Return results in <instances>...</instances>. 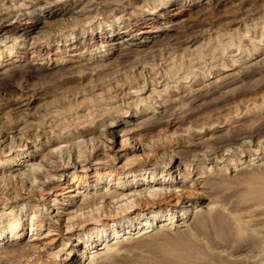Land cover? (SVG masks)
Wrapping results in <instances>:
<instances>
[{
  "label": "rangeland",
  "instance_id": "374dc122",
  "mask_svg": "<svg viewBox=\"0 0 264 264\" xmlns=\"http://www.w3.org/2000/svg\"><path fill=\"white\" fill-rule=\"evenodd\" d=\"M50 1L55 4V6H53L51 9H48V6L50 5L46 3V0H0V22H2V24L0 23V45H4L2 52H0V59L3 55H5V53L8 55H13L12 59H8L7 61L6 58L8 56L4 57V60L0 62V71L3 68L10 66V64L7 63L12 61L13 63L15 62L18 64L28 63L31 66H38L40 63V65H46L50 67V63L52 62V60L56 59V57L59 55L64 56L65 58H70L72 60L62 63L58 62L55 67H70L68 66V64L78 65L80 62V64L85 65L91 64L90 67L92 66V68H97V66L94 65L99 66L100 62L105 63L110 61V63H113V66L111 65L112 67H114V64H119L118 66L115 65L116 67H118V69L115 67L117 70L115 68H112L115 70V72H112L113 70H107L108 74L110 73L109 71H111L113 74L115 73V75H113L112 73L111 75L109 74V77H111L113 80L111 78V80L108 81L100 80L102 82L98 84V88L89 87L92 85H90V83H94L98 75L99 76L97 80L101 78L105 79L106 77H108H105V75L102 73H105L106 69H104V71L102 70V72L100 71L101 73L98 72V75H96L97 73H94L96 76H94L93 73L83 76L81 73L77 72V74L79 75L72 76L71 79H69L70 81H64V78H60L59 76H57V78L60 79L55 78L49 80L46 83H43L46 84V86L48 83V87H50L51 89L47 88L46 86L45 88H43L44 86H42L37 93V90L34 89L29 91L30 94L34 92L35 97L32 96L33 94L29 95L28 92H22L20 87H23L24 85L21 86L18 83H14L11 79L3 80L4 83H1L0 128H3V126L5 127L7 125L10 129L6 132H0L1 160L4 161V158H10H8L7 164L2 165L0 163V178H3L2 183L12 175V179L14 175V178H16V175H18L17 173H20V171H23V169H28L31 175L32 171L34 169H38V167L40 166L37 171L40 170L39 172L42 173V176L33 179L32 176L26 175V173L29 172L25 171V175L23 174L22 176H29L26 178L28 179L31 177L32 180H27L25 185V187H27V190L23 188L21 189V191H19L22 198H13L11 196L15 193H12L10 198L0 201V225L4 224L5 226L8 224V222L19 218V220H22V226L23 224H26V226L22 228L23 233L21 235L22 237L19 240L21 241V245L27 246L26 243L28 240V243H34L35 246H38L40 248V255H50L51 253L49 252H53L54 250L57 251V249L60 250L64 247V249H66L67 247H72L74 244H76V250L82 249L83 244H77V239L82 240L89 238L91 240L100 237L98 240H96V243H101L103 239H105L106 241L107 239H111V237L114 235L113 232H116L114 230H117L118 226L119 230L122 226H125L130 222L127 214L122 215L124 217H122L121 219H116V222L114 221L113 224L108 225H105V222L101 223L100 221L89 223L86 225V227L77 226L76 228H66V225L71 223L70 221H72V218H75V216H72L75 213H81L82 215V211L80 210L75 212V206L77 207V204H80V200H82V198L88 196L89 194L104 191V189L107 190L110 186L112 187L116 184L113 183V181L115 180L112 179L109 181V178L120 177V180L132 182L135 178L141 176L144 171H146V174L148 171H151V169H145L133 172L132 174L131 172L128 173L127 170L137 163L135 160L143 161L144 158H146L145 160H150V163L156 164L158 167H156V169L154 170H156V172L158 171V176L160 175L159 172H161L162 167L169 168L171 164L174 165V168L172 167L170 171V173L175 176L173 177V183L175 184V181H183L182 185H185L186 183V185L189 186H186L185 189H189L192 191L185 193L178 200H181L182 204L184 202H196L198 206L207 205L209 200L211 201L212 199V196L210 195H213V193L207 191V193L204 191L206 193L205 195L199 193L205 190L200 186L201 182L203 181L201 175L202 177L205 175H212V177H214V179H216V182L218 183L219 191H217L219 193L221 192V197L224 198H222L221 200L223 202H228L227 200H232L230 198L236 193V191L244 188H241L244 184L235 185L236 182H234V180L236 181V176H239V174V177L247 176L246 174H249L248 172H250L251 169L257 166V164L259 167H263L264 152L262 151H264V53L251 59H249L248 55L245 53L248 52L250 46H263L264 0H214L215 2L212 0H79L77 2H75V0ZM233 1H235L236 3ZM232 2L233 4H231ZM209 4L212 5L210 6ZM213 4L216 8L213 6ZM150 12H152V14H149ZM2 13L4 14V16ZM6 13L10 14L11 17L6 18ZM24 13H30L31 17L38 15V17H40V21L37 22L34 26H31L32 24L31 22H29L31 19L25 17ZM47 13L48 16L44 17ZM18 15L22 16L23 18L20 22L15 20ZM147 16L153 18L147 20L145 19V17ZM79 18H82V20L85 22H83ZM76 19L78 22L75 21ZM70 20H72V23ZM66 22H69V24L71 25H69L70 27H78V31H73L72 34L68 35L70 39H68V37H66V39H63L62 36V39L61 37H58L57 40L50 41L49 43H46L42 40L45 38L44 34L48 35V33H55V29L56 32H58L57 29L63 25H66ZM74 22L75 25H73ZM79 23H82L83 25H80ZM11 28L12 30H10ZM21 28H23V30H21ZM113 29H115L114 32ZM191 29H195V31H197L194 32L195 41L193 40V43L182 41V43L178 45L180 42H178L177 40H180L181 38L183 39V36H181L180 33L182 34L183 31H188L190 33ZM247 29L249 30L245 32V35L247 34L246 37H241L242 39L239 38V34L243 31H246ZM23 31H26V39H24L22 43L19 44L18 50L13 51V49L10 48L18 41V39H20V37H18L17 40H12V36H7L10 34H12L13 36H18ZM193 31L194 30H192L191 33ZM224 32L226 34L220 35ZM194 33L192 34L194 35ZM173 34L174 36H172ZM106 35L108 37V41L102 42V37H106ZM113 35L114 39L118 41L126 39L124 40V48H122V50L115 49L117 44L112 42ZM152 35L156 36L152 37ZM227 35H229L230 37ZM176 36H179V38H176L177 43L173 42L172 44H170V42H172L173 40L172 38ZM167 37L171 39L169 40L170 42L166 41L168 40L166 39ZM159 38L164 39H160V42L158 40ZM229 38L232 40V44L226 43V41H230ZM157 40L161 44H163L162 47H160L161 45L160 43L158 44ZM32 41H34V43H32ZM152 41L156 42L157 46L155 45L156 43H152ZM163 41L165 43L167 42V44H165ZM62 42L64 44L61 45ZM168 43L169 45H171L170 48L169 46H167ZM174 43L179 47L173 49L176 46ZM238 43L240 45L238 46L242 47L239 48L238 51L233 50V48L235 49V47H237L235 45ZM173 44L174 46H172ZM110 45L112 46V48H110L109 50L110 53L106 54V51H103V49L111 47ZM151 46H155L156 50L158 51L154 49L155 47L151 49ZM125 47H127V49L133 48L132 50H138L139 52H141V55H137L138 57H130V61L127 59L125 60L124 58H122L123 56H121L122 53H120L121 51L126 49ZM61 49L64 52H62ZM147 49H150L152 52L150 50V52L147 51ZM17 51H24V54H20L19 52L17 53ZM145 51H147V54L145 53ZM220 52L223 53V56L222 53L220 54ZM102 54H104V56ZM237 57L240 58V61L238 62L241 63V66L237 65L234 67L233 65L229 66L228 64H226L228 65L226 66V70L220 71L218 74V70L213 69L209 76L200 77L198 78L199 80L194 79V77L192 76L193 73L197 75L196 77L202 76L199 71H207L206 69H208V65L210 64H213L215 68L220 66L215 65L217 62L220 63L224 60L227 61L228 58L231 59ZM120 59L125 60L126 63L124 64L125 61H119ZM218 59H220L221 61ZM120 62L124 65L122 64L121 66ZM154 62L156 63L154 64ZM170 64H173V66H171ZM152 65L154 68L152 67ZM167 68L170 71H168ZM36 71H38L37 73L39 74L42 70ZM132 71H139V73L135 76L133 75V77L131 75L133 74ZM159 71H162V74L166 72H169L168 74H171V72L179 71L175 73V77H177V75L178 77H183V74L190 72V76L187 79L180 80L181 82H183L186 88L183 87L185 89H177L176 86H172L169 88L167 85H175L177 81L174 80V84H171V79L169 77H167V79L165 77L167 75L165 74V76H161L160 79L158 77H154V74L155 76L161 74ZM100 74L103 77H101ZM88 75H91V77L89 76V78ZM79 76H81L82 79ZM143 77L145 78L144 82L141 80V78ZM192 77L196 81H193ZM88 78L90 80H93L90 81ZM154 79H157L158 81L155 82ZM35 80L36 79L32 78L30 80H27L26 82L32 84ZM55 80H57L58 83L57 81L55 82ZM60 81L62 85H66H63V87L65 88H62ZM109 81L114 82V84L116 83V85H114L115 87H110V85L108 86L106 83ZM117 82L120 84L122 83V85H117ZM34 84L30 86H34ZM129 84L133 86L132 88L127 89L128 86H130ZM142 84H145L146 86L143 90L142 88L144 85ZM36 86H39L37 84V80ZM67 86L69 88H67ZM100 87L102 89H100ZM190 87L194 89L190 90ZM85 88L87 89L86 94H80V92H78L83 91V89ZM130 89L132 91H130ZM134 89L136 90V92L133 91ZM174 89L175 92L176 89L178 90L174 98L179 96H188L191 94L201 93L209 90L208 92L210 93L209 95H207L208 99H215L213 97H217L216 99H220L226 104L222 115L220 114L219 117L217 116L218 118H214L213 123H217L216 121L222 120L227 116V118H231H229L226 122H221L220 124L222 126L220 127L215 126L214 129H209L204 132H197L200 130V128H198V126H192L191 123H188L186 118H184V113L182 114L184 109L189 106V102H178L179 104L176 105L175 103L171 102V100H167L170 97V91ZM43 92L45 93V97H43ZM114 92L117 93L115 94ZM22 93H24V96L21 95ZM18 99L21 100L19 101V103L15 104L14 102H16ZM154 101H156V103ZM94 102L96 103L97 107ZM127 104H129L131 107ZM170 105L173 106L171 107ZM167 106L169 107V109L172 108L171 110L175 108L173 110V113L171 110L169 111ZM85 107L87 109H84ZM93 107L94 109H97L92 110ZM154 108L156 110H154ZM54 109H57L58 111H55ZM140 109L141 112H138ZM87 110H92L94 116L90 111ZM116 110L118 111L115 112ZM167 110L168 113L166 112ZM120 111H122V113ZM118 112H120V116ZM170 112L172 113L171 115L174 114L173 116H176L178 118V121H176L175 123H168V119L170 118V116H168V118L167 115H170ZM90 113L92 114L91 116L89 115ZM110 113L112 115L114 113L115 116L118 115V118H120L121 120L126 121L130 119V122H120L116 126L114 123H112V126L110 128H113L114 132H108L106 135L107 137L104 134L102 135V132L100 133L99 131L89 133L87 135H84L83 137L78 136V132H69L73 131V129L76 130L77 127H84V125L88 124L92 125L90 124L91 120L94 119V122L96 123L103 117L107 118L108 115L110 116H108L107 120L108 122H110ZM86 114L90 119L88 118V116L86 118ZM123 114L126 116H123ZM163 116L165 117L164 120ZM16 117H19L18 121ZM22 119L24 120L22 121ZM87 119H89L88 122ZM258 119L260 120V122H262L263 125L259 132L255 129L258 124L257 121H259ZM229 120L231 121V123ZM39 121H41L42 123L46 122L47 125H51L53 123V125L51 127H44V131L42 130L41 132H35L32 127L34 125L36 127V125L40 123ZM41 125L42 127L44 126V124ZM104 126L105 125H100L98 126V129H100V131H104L107 128L106 126V128ZM133 127L136 130H131ZM242 127H244V130L247 129V131H254L249 132L250 134H253V138L244 137L245 139L242 138L240 140L241 142H238L239 144L233 143V145L235 146H232L231 144L230 146L228 145L229 147L226 144V146L222 145L226 147L224 149V153L226 154L223 153L224 147L222 149L218 147L217 150H209L210 147H208V144L211 145L210 142H212L213 144V141L216 140H226L228 139L230 134L238 133L237 128L241 129ZM27 129L29 130L28 132H26ZM51 129L53 132H51ZM233 130L235 132H233ZM200 131H203V129ZM68 133H71L70 136ZM24 136H26L27 138L26 141L25 139L23 140ZM90 136H93L94 138ZM35 137L36 139H34ZM52 137L56 138L55 142L48 141L49 139H52ZM220 137H223V139ZM106 138L108 139L107 141ZM124 138L126 140L122 141V139ZM38 139L40 143L37 144L35 143V141L37 142ZM68 139L72 140V144ZM21 140L23 141L21 142ZM251 140L252 142L257 143L252 144ZM23 142L24 145L26 143L25 146H22ZM75 142H79L80 145L78 146L79 143L75 144ZM93 142L95 143V145ZM191 143H194L195 145H191ZM92 144L94 146H92ZM237 144L239 146V151L240 148L242 149V146L244 145L245 148L243 149L249 147L250 149H253H249L248 151L250 152H248L247 150L246 152L245 150L239 152L236 146ZM10 145L12 148L10 147L9 149L8 147ZM256 145L257 150L255 152L254 148H256ZM190 148H195L196 151L194 152V150L192 151ZM86 149L90 150V152L88 153V160L90 161H80L79 159L81 157L77 158V156L80 155L82 156V158H84V154L88 152V150ZM205 149L208 151H205ZM227 149L229 151H227ZM15 151L22 152L21 154L17 155V158H20V160H13V156H15L14 154L17 153ZM197 151H199L197 156H193L192 154L197 153ZM232 151H234L235 153L233 154ZM204 152L205 154L209 153L208 155H205L206 160L204 157V159L202 158V155L204 156ZM169 153L172 154V159L170 160V162L163 164V159L165 157H170ZM241 153L242 156H240ZM233 157H236L235 160H237V164H235V160H230L233 159ZM249 158L253 159L248 160ZM190 159H193V161H190V169L192 168L190 170L191 173H189V176H186V174L184 176L182 174L184 173L182 171L186 169L184 168V164H186V162L188 164V160ZM244 159H246L249 163L253 162L254 164H246V162H243ZM67 160L70 163L67 167H65V161ZM178 162L182 163H179V167ZM242 162L243 164H241ZM21 163H23V166L21 165ZM26 163L27 165L24 166V164ZM32 163L38 164V167L36 166V164L33 166ZM61 163L63 164L60 165L62 167H60L57 172L54 171V166ZM30 164H32V167H34L33 170L31 169L32 167L30 166ZM83 166H87L88 168L84 169L82 168ZM201 166L202 168H199ZM40 168L43 169L41 170ZM44 169H46V171ZM61 171H63V173H61ZM178 171H180L181 173ZM166 172L167 170L162 172V174ZM137 173H140V175L136 176ZM7 175H9V177L5 178ZM97 176L100 177L96 178ZM82 178H87V181L81 182ZM43 180L44 184L38 185L39 181L41 183ZM162 182L161 186L163 184ZM2 183L0 181V185L4 187L5 184L3 183L2 185ZM32 183H34V194L29 192L30 194L27 197V194H25L24 192H27L31 189ZM95 183H97V185H94ZM158 186L161 187L160 185H154V187ZM230 186H233V188L231 189ZM171 187L173 186H169V188ZM68 188H72L74 189V191H67ZM178 188H180V186ZM227 188L230 189L227 190ZM237 188L239 190H237ZM56 191H59L57 192L58 194H55ZM222 191H226V193L224 192V194H222ZM233 192L235 193L233 194ZM196 193L198 195L200 194L199 197ZM53 198L55 199L54 202L49 201V199ZM175 200L176 198H173L172 196L170 204L162 203L160 205V208L164 213L162 214V217H166L164 218L166 222L170 220L167 217L173 216L171 220L174 221L172 227L176 222L184 220V223H189L193 218V213L189 217L179 220H176L175 215H177V213L174 214V212H172L171 215H169L170 210L168 209L174 208L171 207V202L173 204ZM234 200L238 201H235L236 204H234V206L230 205L228 207V210H230L229 213L228 210L224 208V210L220 212L218 211V214H215L216 217L214 216V219L215 221H217V225L222 232L220 233V237H223L224 239H222L228 242L235 236L237 238V242L240 241L238 243L240 244V247L244 246V249L239 248L240 251H238L240 253L242 251V257L236 260L237 262L235 264H264V204L256 206L252 204L251 201L245 202V198H235ZM119 203L115 205H113L114 203H111V206L119 205ZM123 203L125 202L123 201ZM38 205H44V211L46 212L47 209V211L50 212V216H52V218L53 216L54 218L58 217L57 223L58 226H60V233L59 229H53L54 225H49L50 219L45 218L46 216L42 220V224L37 231L30 230L29 221L32 220L31 212L34 211L37 208L36 206ZM98 205L99 203L94 206L97 207ZM100 205L98 207H100ZM189 208L190 207H188V209ZM202 208L204 209V207ZM90 209L91 208L87 210ZM157 209L158 208L145 209L141 211V213L138 215V218L141 219L146 217L153 220L152 215L157 212ZM175 209H179V207H176ZM93 211H96V209H94ZM97 211H99V209ZM86 214L87 213H84V215ZM236 218H238L239 220ZM139 219L135 217L133 218V221H138ZM153 223L155 225V220ZM158 223L159 222H156V224ZM171 223L169 224V226L171 225ZM186 227L178 226L176 227V229L178 228L180 230H184L186 229ZM35 232H37V235H31V233ZM6 233L8 236L7 238H5L4 236L6 235ZM119 233H122V231L120 230ZM236 233H239L240 235L238 234L237 237L235 235ZM10 234L11 232L8 233L4 231V234H2L1 237H4V240L8 239V242H10ZM177 235L170 232V234L168 233V235H166L165 239L167 241H174L179 238V236L177 238ZM191 237L192 238H190V240H194L193 237L195 236L193 235ZM186 238L187 236H185V239ZM188 240L189 239H187V241ZM190 240L188 242L194 243V241ZM2 241L3 240H0V243ZM64 242H67V244L64 245ZM98 246H103V243ZM150 246L148 245L147 247ZM250 249L252 250L250 251ZM104 250L105 249L101 248L98 251L103 252ZM245 250L247 251V253ZM59 254L60 255H58L54 260L50 257L44 256L48 261L43 260V262H38L36 264H68L71 261L75 262V260L77 262L75 256L71 258V254L66 258H70L68 262L66 261V259L63 260V256H65V253L60 252ZM1 256L3 258V254ZM126 257H123L122 259L118 258L120 260L115 259L117 261H114V263H131L135 262V260H142L139 259V254H133ZM216 257L207 260L206 264H231L230 261L232 260L228 259L224 255H220L217 258ZM2 258H0V262H8L9 264H34L31 262V259H33L32 257H30V260L27 261L23 260V257L22 259H20V257L16 258L17 261L13 257L12 258L14 260L12 258ZM28 258L26 257L25 259ZM77 263L87 264V260L85 261V257H82L80 260H78Z\"/></svg>",
  "mask_w": 264,
  "mask_h": 264
},
{
  "label": "bare ground",
  "instance_id": "6f19581e",
  "mask_svg": "<svg viewBox=\"0 0 264 264\" xmlns=\"http://www.w3.org/2000/svg\"><path fill=\"white\" fill-rule=\"evenodd\" d=\"M77 1H79V0H75V2H77ZM212 1H214V0H212ZM215 2V1H214ZM230 2V1H229ZM233 2H235V1H233ZM233 2L231 3V4H233ZM46 3H48L50 6H48V9H51L53 6H55V4L54 3H52L50 0H46ZM211 3V2H210ZM236 3V2H235ZM234 3V4H235ZM47 4V5H48ZM52 4H54V5H52ZM46 5V6H47ZM210 5V4H209ZM212 5V4H211ZM210 5V6H211ZM216 5V4H215ZM213 6H214V4H213ZM213 6H212V8H213ZM215 7V6H214ZM216 8V7H215ZM112 10V9H111ZM127 11V10H126ZM101 12V11H100ZM1 13V12H0ZM5 13V12H4ZM3 14V13H2ZM25 14V17H28L29 19H31L29 22H31V26H34L37 22H39L40 21V17H38V15L37 16H33V17H31V15H30V13H24ZM149 14H152V12H150ZM2 16V15H1ZM3 16H4V14H3ZM48 16V13L44 16V17H47ZM5 17L6 18H10L11 16H10V14H7L6 13V15H5ZM5 17H3V18H5ZM126 18H128V17H126ZM151 18H153V17H149V16H147V17H145V19H147V20H149V19H151ZM2 19V18H1ZM23 18H22V16H17L16 17V19L15 20H17L18 22H20L21 20H22ZM66 19V18H65ZM80 19V18H79ZM78 19V20H79ZM80 20H82V18L80 19ZM79 20V21H80ZM2 21V20H1ZM67 21H68V19H67ZM71 21V23H72V20H70ZM75 21H77V19L75 20ZM83 21V20H82ZM98 21V20H97ZM43 22V21H42ZM78 22V21H77ZM83 22H85V21H83ZM1 24H2V22H0ZM41 23V22H40ZM87 23V22H86ZM85 23V24H86ZM98 23V22H97ZM66 25H63V26H61L60 28H58L57 29V31L58 32H56V29H55V33H48V35L47 34H44L45 35V38L44 39H42L44 42H46V43H49L50 41H54V40H57V38L58 37H61V39H62V36H63V39H66V37H68V35H70V34H72V32L73 31H78V27L77 28H74V26L73 27H70L71 25L69 24V22L67 23H65ZM80 24V23H79ZM100 24V23H99ZM70 25V26H69ZM73 25H75V22L73 23ZM80 25H83L82 23L80 24ZM88 25V24H87ZM6 26V25H5ZM67 26H68V29H67ZM14 27V26H13ZM12 27V28H13ZM69 27H70V29H69ZM76 27V26H75ZM12 28L10 29V30H12ZM90 28V27H89ZM21 30H23V28H21ZM114 30L115 29H113V32H114ZM192 30H194L192 33H194V32H197V31H195V29H191V31ZM249 29H247L246 31H243L242 33H240L239 34V38H241V37H246V35H245V32H247ZM191 31H190V33L187 31V32H185V31H183V33L181 34L180 33V35L181 36H183V39L181 40H177L178 42H180L178 45H180L181 43H182V41H186V42H194L195 40H194V38H195V33H194V35L191 33ZM181 32V31H180ZM185 32V33H184ZM226 32V31H225ZM222 33V34H220V35H223V34H226V33ZM239 33V32H238ZM175 34H177V33H175ZM179 35V34H178ZM184 35H185V37H184ZM197 35V34H196ZM9 36H12V40H17V38L18 37H20V39H18V41L15 43V44H13V46L10 48V49H13V51H15V50H18V46H19V44L20 43H22V41L24 40V39H26V36H27V34H26V31H23L20 35H12V34H10V35H8L7 37H9ZM154 36H156V35H152V37H154ZM172 36H174V34L172 35ZM227 36H229V35H227ZM43 37V36H42ZM75 37V36H74ZM151 37V38H152ZM170 37V36H169ZM169 37H167L166 39H168V40H166V41H169V40H171V39H169ZM230 37V36H229ZM249 37V36H248ZM171 38V37H170ZM175 38V39H174ZM174 38H172L173 40H172V42H170V44H172L173 42H176V38H179V36L177 37H174ZM68 39H70V37H68ZM154 39H156V38H154ZM153 39V40H154ZM160 39H162V38H159L158 40L160 41ZM164 39V38H163ZM162 39V40H163ZM230 39V38H229ZM228 39V40H229ZM242 39V38H241ZM124 40H126V39H122V41L120 40V41H118V40H115L114 39V35H113V40H112V42L113 43H115V44H117V46L115 47V49L116 50H122V48H124L123 47V44H124ZM157 40V41H158ZM194 40V41H193ZM240 40V39H239ZM101 41L102 42H106V41H108V37H107V35H106V37H102V39H101ZM156 41V40H155ZM158 41V44L161 42H159ZM232 40L230 39V41H226V43L227 44H229V43H231L232 44V42H231ZM40 42V41H39ZM139 42V41H138ZM154 41H152V43H153ZM164 42V41H163ZM239 42V41H238ZM32 43H34V41H32ZM154 43H156V42H154ZM165 43V42H164ZM177 43V42H176ZM225 43V42H224ZM223 43V44H224ZM225 43V44H226ZM62 44H64L63 42L61 43V45ZM165 44H167V42L165 43ZM175 44V43H174ZM174 44L172 45V46H174ZM226 44V45H227ZM263 44V46H261V47H258V46H256V45H253V46H250V48L248 49V52L247 53H245V51H244V53L245 54H247L248 55V58L249 59H251V58H255L256 56H259V55H261V54H263L264 53V43H262ZM105 45V44H104ZM154 45V44H153ZM156 46H157V43L155 44ZM161 45V46H160ZM160 47H162V45L163 44H161L160 43ZM176 46H175V48H173V47H171V48H173V49H176V47H179L177 44H175ZM239 45V43L238 44H236L235 46H237V47H235V49L233 48V50H237L238 51V49L239 48H241V47H239L238 46ZM1 46V49H0V52H2V50H3V47H4V45H0ZM111 46V45H110ZM167 46H169V48H170V46L171 45H169V43H168V45ZM167 46H166V49H167ZM228 46V45H227ZM155 47V46H154ZM153 46H151V49L152 48H154ZM165 47V46H164ZM110 48H112V46L111 47H107L106 49H103V51H106V54L107 53H110ZM126 49H124L123 51H121L120 53H122V55L121 56H123L122 58H124L125 60L127 59V60H129V58L131 57H138V56H140L141 55V52H139L138 50L136 51V50H132L131 48H128L127 49V47H125ZM226 48V47H225ZM155 50H156V47L154 48ZM157 49H161V48H157ZM164 49V48H163ZM243 49V48H242ZM247 49V48H246ZM150 49H147V51H149ZM61 51L62 52H64L62 49H61ZM147 51H145V53L147 54ZM151 51V50H150ZM149 51V52H150ZM156 51H158V50H156ZM167 51V50H166ZM20 53V54H24V51H17V53ZM148 52V53H149ZM152 52V51H151ZM223 52V51H222ZM222 52H220V54L222 53ZM119 53V52H118ZM224 53V52H223ZM223 53H222V56H223ZM76 54V53H75ZM140 54V55H139ZM151 54V53H150ZM154 54V53H153ZM152 54V55H153ZM159 54V53H158ZM219 54V55H220ZM234 54V53H233ZM70 55V54H69ZM103 56H104V54H102ZM138 55V56H137ZM218 55V56H219ZM2 56V55H1ZM5 56H8L7 58H6V61L8 60V59H12V57H13V55H8V54H6L5 53V55H3L2 56V58L0 59V62H2L3 60H4V57ZM99 56H101V55H99ZM149 56V55H148ZM154 56V55H153ZM163 56V55H162ZM222 56H221V58H222ZM240 56H242V55H240ZM69 57V56H68ZM98 57V56H97ZM165 57H167V56H165ZM214 57V56H213ZM220 57V56H219ZM121 58V59H122ZM164 58V57H163ZM162 58V59H163ZM218 58V57H217ZM225 58V57H224ZM119 60V61H125V60ZM139 59H140V57H139ZM229 59V58H228ZM227 59V61H229V62H227V61H222V62H220V63H214L216 66L217 65H220V66H218V67H215L214 68V65L213 64H210V65H208L209 67H208V69H206L207 71H205V70H201V71H199L201 74H202V76H198V77H196L197 75L196 74H192V76L194 77V79H198V78H200V77H205V76H209V74L212 72V70L213 69H216V70H218V74H219V72L220 71H224V70H226L227 68H226V66H237V65H240L241 63H239L238 61H240V58H231V59H229L228 60ZM20 60V59H19ZM72 59H70V58H65L64 56H61V55H59V56H57L56 57V59H53L52 60V62L50 63V67L49 66H46V65H40V63H39V65L38 66H31V65H29L28 63H24V64H18V63H13V61L12 62H9V63H7V64H10V66H7L6 68H3L1 71H0V85H1V83L3 82V80H6V79H11L12 80V82H14V83H18L19 85H24L23 87H20L21 88V91L22 92H28L29 93V95H32L33 97H35V94H34V92L32 93V94H30V92L29 91H31V90H37L36 91V93L37 92H39V90L41 89L40 87H42V86H44L43 88H45V86H46V84H43V83H46V82H48L49 80H52V79H55V78H57V76H59L60 78H64V81L66 80V81H68L69 79H71V77L72 76H75V75H79V74H77V72L78 73H81L83 76H86L87 74H90V73H97L96 75H98V72H102V70L104 71V69H106L105 71V73L104 72H102L104 75H105V77L106 76H108V77H106L105 79H103V78H101V79H99V80H97L98 79V76L95 78L96 80H95V82L93 83H90V85L91 86H89V87H96V88H98V84L99 83H101L103 80H111L112 78L111 77H109L110 75H111V73L112 72H115V70L114 69H112V68H115L116 66H118V64L116 65V64H114V67H112L113 65V63H110V61H108V62H100L99 63V66L98 65H94V66H97V68H92V66L90 67V65L91 64H87V65H85V64H78V65H76V64H74V65H69L68 64V66H70V67H64V66H61V67H55L56 66V64H58V62H60V63H62V62H67V61H71ZM165 60H166V58H165ZM164 60V61H165ZM218 60H220V59H218ZM130 61V60H129ZM163 61V62H164ZM221 61V60H220ZM170 62V61H169ZM168 62V63H169ZM110 63V64H109ZM126 63V61L124 62V64ZM137 63V62H136ZM135 63V64H136ZM152 63V62H151ZM156 62H154V64H155ZM120 64H121V66H122V64L123 63H121L120 62ZM123 64V65H124ZM166 64V63H165ZM226 64H228V65H226ZM264 64V63H263ZM112 65V66H111ZM116 65V66H115ZM171 66H173V64H170ZM168 66V65H167ZM177 66V65H176ZM241 66V65H240ZM260 66V65H259ZM1 67V66H0ZM152 67H153V65H152ZM162 67H164V66H162ZM162 67H160V68H162ZM117 69H118V67H116ZM115 68V69H116ZM119 68H120V66H119ZM154 68V67H153ZM157 68H159V67H157ZM168 68H170V67H168ZM168 68H167V70H168ZM180 68V67H179ZM116 69V70H117ZM35 70V71H34ZM36 70H42L41 71V73H37L38 71H36ZM107 70H113L112 72L111 71H109L110 73V75L107 73ZM166 70V69H165ZM166 70V71H167ZM174 70H176V69H174ZM177 70H178V68H177ZM180 70V69H179ZM216 70H214V71H216ZM165 71V72H166ZM168 71H170V70H168ZM190 71V70H189ZM192 71V70H191ZM43 72V73H42ZM100 72V73H101ZM133 72V71H132ZM158 72V71H157ZM160 72V71H159ZM162 72V71H161ZM160 72V73H161ZM177 72H179V71H177ZM177 72H171V74H168L167 72L166 73H161V74H159L158 76H155V74H154V77H158L159 79L161 78V76H163L164 74L165 75H167V76H165L166 78L167 77H169L171 80V84H174L173 82H174V80L175 81H177V83L175 84V85H167L169 88L170 87H172V86H176L177 87V89H180V88H182V89H185L186 87H185V85L183 84V82H181L180 80H185V79H187L190 75V72H187V73H185V74H183V77L181 76V77H178V75H177V77H175L176 75H175V73H177ZM198 72V73H199ZM117 73V72H116ZM139 73V71L138 72H133V74H131L132 76L134 75H137ZM197 73V74H198ZM17 74V75H16ZM113 74V73H112ZM142 74V73H141ZM157 74V73H156ZM217 74V73H216ZM95 74H94V76H96ZM101 75V74H100ZM113 75H115V73L113 74ZM175 75V76H174ZM182 75V74H181ZM91 77V75H88V77ZM133 76V77H134ZM142 76V75H141ZM174 76V77H173ZM80 78H81V76H79ZM78 77V78H79ZM89 77V78H90ZM101 77H103L102 75H101ZM193 77H192V79H193ZM32 78H34V79H36L37 80V84L39 85V86H36V80L35 81H33V83L32 84H30V83H27L26 81L27 80H30V79H32ZM60 78H57V79H60ZM74 78V77H73ZM88 78V79H89ZM93 78V77H92ZM111 78V79H110ZM114 78V77H113ZM117 78V77H116ZM222 78V77H221ZM82 79V78H81ZM94 79V78H93ZM93 79H89L90 81H92ZM118 79V78H117ZM168 79V78H167ZM176 79H178V80H176ZM193 79V81H196V80H194ZM205 79V78H204ZM100 80H102V81H100ZM113 80V79H112ZM116 80V79H115ZM119 80H120V78H119ZM141 80L144 82L145 81V78L143 77V78H141ZM151 80V79H150ZM199 80V79H198ZM57 80H55V82H56ZM70 81V80H69ZM122 81V80H121ZM147 81V80H146ZM154 81L155 82H157L158 80L157 79H154ZM169 81V82H170ZM179 81V82H178ZM39 82V83H38ZM123 82V81H122ZM168 82V81H167ZM4 83V82H3ZM35 83V84H34ZM57 83H58V81H57ZM56 83V84H57ZM60 83H61V81H60ZM59 83V84H60ZM124 83V82H123ZM34 84V86H30V85H33ZM59 84H58V86H59ZM68 84V83H67ZM82 84V83H81ZM80 84V85H81ZM108 86L110 85V87H115L114 85H116V83L114 84V82H111V81H109V82H107L106 83ZM105 84V85H106ZM146 84V83H145ZM145 84H142V85H144L143 86V88H142V90L146 87L145 86ZM152 84V83H151ZM29 85V86H28ZM61 85H62V83H61ZM61 85H60V87H61ZM63 85H65V84H63ZM63 85H62V88H65V87H63ZM104 85V86H105ZM117 85H122V83L120 84V83H118L117 82ZM130 85V84H129ZM140 85V84H139ZM166 85V84H165ZM178 85V86H177ZM50 86V85H49ZM66 86V85H65ZM133 86V85H132ZM132 86L130 85V86H128V88L127 89H129V88H132ZM47 88H50V87H48V83H47V86H46ZM55 87H56V85H55ZM59 87V88H60ZM122 87V86H121ZM183 87H185V88H183ZM19 88V87H18ZM58 88V87H57ZM61 88V89H62ZM67 88H69L68 86H67ZM104 88V87H103ZM25 89V90H24ZM51 89V88H50ZM90 89V88H89ZM100 89H102L101 87H100ZM107 89V88H106ZM176 89V92L178 91ZM194 89V88H193ZM192 89V87H190V90H193ZM82 90V89H81ZM116 91V90H115ZM123 91V90H122ZM130 91H132L131 89H130ZM133 91H135L136 92V90L134 89ZM160 91V90H159ZM158 91V92H159ZM170 91V90H169ZM209 90H207V91H204V92H201V93H195V94H191V95H188V96H183V97H176V98H174V96L176 95V92H175V89L174 90H172V91H170V97L167 99V100H171V102H173V103H175L176 105L177 104H179L180 102H189V106H187V108H185L184 109V111L183 110H181V111H183L182 112V114L184 113V118H186V120H187V122L188 123H191V125L193 126H198V128H200V130H202L203 129V131H197V132H204V131H206V130H209V129H214V127L216 126V127H220V126H222L220 123L221 122H226V121H228V119L229 118H231V117H229V118H227V117H225L224 119H222V120H219V121H216V119H215V121L217 122V123H213L214 122V118H216L217 116L219 117L220 116V114L222 115V113H223V110L225 109V102H223L222 100H220V99H216L217 97H213V98H215V99H208L207 98V95H209V93L210 92H208ZM45 92V91H44ZM43 92V93H44ZM78 92H80V94H86L87 93V89L85 88V89H83V91H78ZM77 92V93H78ZM115 94L117 93V92H114ZM122 93V92H121ZM131 93V92H130ZM24 93H22L21 95H23ZM168 94V93H167ZM48 95V94H47ZM114 95V94H113ZM24 96V95H23ZM112 96V95H111ZM115 96V95H114ZM118 96V95H117ZM43 97H45V93H44V96ZM108 97H110V96H108ZM122 97V96H121ZM138 99H139V96H138ZM140 99H141V97H140ZM146 99V98H145ZM203 99V100H202ZM21 99H18L16 102H14L15 104L16 103H19V101H20ZM200 100H202V101H200ZM125 101V100H124ZM144 101V100H143ZM138 102V101H137ZM155 103H156V101H154ZM179 102V103H178ZM94 104L96 105V103L94 102ZM125 104V103H124ZM151 104H153V103H151ZM19 105V104H18ZM21 105V104H20ZM128 106H130L129 104H127ZM135 105V104H134ZM156 105V104H155ZM175 105V106H176ZM5 106V105H4ZM152 106V105H151ZM171 107L173 106V105H170ZM88 107V106H87ZM96 107H97V105H96ZM131 107V106H130ZM137 107V106H136ZM155 107V106H154ZM90 108V107H89ZM111 108V107H110ZM167 108L169 109V107L167 106ZM84 109H87L86 107L84 108ZM91 109V108H90ZM97 109V108H96ZM96 109H94V107H93V109L92 110H96ZM137 109V108H136ZM172 108H170L169 109V111L171 110ZM175 109V108H174ZM173 109V110H174ZM55 110V109H54ZM57 110V109H56ZM55 110V111H56ZM92 110H87V111H90L92 114H93V116H94V113H93V111ZM125 110H127V109H125ZM154 110H156L155 108H154ZM173 110H171L172 111V113H173ZM58 111V110H57ZM118 110H116L115 112H117ZM165 111V110H164ZM6 112V111H5ZM95 112V111H94ZM104 112V111H103ZM121 113H122V111H120ZM120 112H118V114L120 113ZM126 112V111H125ZM138 112H141V109L138 111ZM167 113H168V110L166 111ZM180 112V111H179ZM86 113H89V112H86ZM89 114L90 116L92 115V114ZM171 112H170V115H167V117L168 116H170V118L168 119L169 121H168V123L170 124V123H175L176 121H178V118L176 117V116H173V115H171L172 114ZM174 113H176V112H174ZM11 114V113H10ZM101 114H102V112H101ZM104 114V113H103ZM111 114V113H110ZM141 114V113H140ZM180 114V113H179ZM236 114V113H235ZM19 115V114H18ZM21 115V114H20ZM97 115H99V114H97ZM106 115V114H105ZM117 115V114H116ZM163 115V114H162ZM161 115V116H162ZM178 115V114H177ZM240 115V114H239ZM87 114H86V118H87ZM93 116H92V118H93ZM103 116V115H102ZM107 116V115H106ZM108 116H110V115H108ZM108 116H107V118H108ZM119 116H120V114H119ZM123 116H126V115H124L123 114ZM141 116V115H140ZM180 116V115H179ZM183 116V115H182ZM229 116H231V115H229ZM233 116V115H232ZM236 116V115H235ZM234 116V117H235ZM20 117V116H19ZM19 117H16L17 118V121H18V118ZM39 117V116H38ZM217 117V118H218ZM223 117V116H222ZM233 117V118H234ZM60 118V117H59ZM88 118H89V116H88ZM95 118V117H94ZM107 118L106 117H103L102 119H100V121H97L96 123L94 122L95 120L93 119V120H91V122H90V124H92V125H89L87 122L89 121V119H87V124L88 125H84V127H75L76 128V130L75 129H73V131H69V132H75V133H77L78 132V136H84V135H87V134H89V133H92V132H102V135L104 134L105 136L107 135V133L108 132H114V129L113 128H110L112 125V123H114L115 124V126L118 124V123H120V122H122V123H126V122H130V119H128V120H121L120 118H118V115L117 116H115V114L113 113V115L111 114V117L109 118V119H111L110 120V122H108V120H107ZM227 118V119H226ZM165 119V117L163 116V120ZM183 119V118H182ZM235 119V118H234ZM261 119V118H260ZM21 120V119H20ZM24 119H22V121H23ZM56 120V119H55ZM65 120V119H64ZM85 120V119H84ZM156 120V119H155ZM158 120H159V117H158ZM162 120V119H161ZM162 120V121H163ZM167 120V119H166ZM213 120V121H212ZM259 120V119H258ZM262 120V119H261ZM264 120V119H263ZM16 121V120H15ZM57 121V120H56ZM181 121V120H180ZM230 121V120H229ZM257 121V120H256ZM40 123H38L37 125H36V127H35V125L32 127V129L35 131V132H41L43 129H44V127H46V126H52L53 125V123L50 125V124H46V122H41V121H39ZM55 122V121H54ZM85 122V121H84ZM95 124H94V123ZM158 122V121H157ZM166 122V121H165ZM85 123V124H86ZM138 123V122H137ZM228 123V122H227ZM230 123H231V121H230ZM257 126H256V131H258L259 132V130H261V128H262V122H260V120L259 121H257ZM41 124H44V126L42 127V125ZM140 124H142V123H140ZM213 124H215V125H213ZM223 124V123H222ZM100 125H105L104 127L106 128V130H104V131H100V129H98V126H100ZM138 125V124H137ZM190 125V124H189ZM213 125V126H212ZM256 125V124H255ZM82 126V125H81ZM212 126V127H211ZM11 127V126H10ZM142 127V126H141ZM30 128V127H29ZM138 128V127H137ZM140 128V127H139ZM240 128V127H239ZM239 128H237V132L238 133H232V134H230L229 135V137H228V139H226V140H216V141H213V144H212V142H210V144L211 145H209L208 144V147H210L209 148V150H211V149H216L217 150V148L218 147H220L221 149L224 147V146H222V145H229L230 146V144L232 145V146H235V145H233V143H238L242 138H244V137H252V135L253 134H250L249 132H254V131H247V129L246 130H244V127H242L243 128V130H242V128L241 129H239ZM7 130H10L9 129V126H3V128L1 127L0 128V132H6ZM129 130V129H128ZM131 130H136V129H134V127L131 129ZM195 130V129H194ZM193 130V131H194ZM29 130L27 129V131L26 132H28ZM44 131V130H43ZM126 131V130H125ZM255 131V132H256ZM25 132V131H24ZM50 132V131H49ZM51 132H53L52 131V129H51ZM130 132V131H129ZM233 132H235L234 130H233ZM241 132H245V133H241ZM246 132H248V133H246ZM69 134V133H68ZM67 134V135H68ZM71 134V133H70ZM70 134H69V136H70ZM66 135V134H65ZM65 135H64V137H65ZM75 135V134H74ZM110 135V134H109ZM63 136V135H62ZM95 136H96V134H95ZM113 136V135H112ZM90 137H93V136H90ZM107 137V136H106ZM12 138V137H11ZM68 138V137H67ZM94 138V137H93ZM105 138V137H104ZM112 138V137H111ZM220 138H222L223 139V137H220ZM219 138V139H220ZM253 138V137H252ZM25 139V141H26V136H24V138H23V140ZM34 139H36V137L34 138ZM48 139V138H47ZM56 138H53L52 137V139H49L48 141H56L55 140ZM211 139V138H210ZM245 139V138H244ZM251 139V138H250ZM23 140H21V142L23 141ZM69 140V139H68ZM87 140V139H86ZM91 140V139H90ZM94 140V139H93ZM108 139L106 138V141H107ZM125 141L126 139L124 138V139H122V141ZM69 141H71V144H72V140H69ZM82 141V140H81ZM256 141V140H255ZM83 142V141H82ZM241 142V141H240ZM260 142V141H259ZM20 143V142H19ZM35 143H40V141H39V139L37 140V142L35 141ZM77 142H75V144H76ZM79 143V142H78ZM77 143V144H78ZM94 143V142H93ZM251 143L253 144L254 142H252V140H251ZM257 143V142H256ZM256 143H254V144H256ZM261 143V142H260ZM259 143V144H260ZM264 143V142H263ZM18 144V143H17ZM21 144V143H20ZM20 144H18V145H20ZM23 145L22 146H25L26 145V143H25V145H24V142L22 143ZM74 144V143H73ZM129 144H130V142H129ZM239 144V143H238ZM238 144L236 145L237 146V149H238V151H239V146H238ZM242 144H243V142H242ZM241 144V145H242ZM14 145V144H13ZM17 145V146H18ZM80 145V143L78 144V146ZM94 145H95V143H94ZM93 144H92V146H94ZM191 145H195L194 143H191ZM225 145V146H226ZM240 145V146H241ZM250 145V144H249ZM248 145V146H249ZM21 146V145H20ZM44 146V145H43ZM70 146V145H69ZM72 146V145H71ZM106 146H107V144H106ZM207 146V145H206ZM228 146V147H229ZM245 146V145H244ZM244 146H242L243 148H245ZM247 146V147H248ZM259 146V145H258ZM10 147H11V145L8 147L9 149H10ZM195 147V146H194ZM262 147V146H261ZM12 148V147H11ZM92 148V147H91ZM108 148V147H107ZM207 148V147H206ZM226 147H224L223 148V153H224V149H225ZM231 148V147H230ZM234 148V147H233ZM241 149L240 148V151L239 152H241V151H243V150H245V152H246V150L248 151L249 149H250V147L249 148H246V149ZM8 149V150H9ZM13 149H14V147H13ZM66 149H68V148H66ZM71 149H72V147H71ZM83 149H84V147H83ZM93 149V148H92ZM192 151L194 150V152L196 151V149L195 148H190ZM232 149V148H231ZM235 149H236V147H235ZM253 149V148H252ZM252 149H250V150H252ZM7 150V151H8ZM86 150H88V152L86 153V154H84V158H82V156H80V155H78L77 156V158H79V157H81L79 160L80 161H83V160H87V161H90V160H88V156H89V152H90V150L89 149H86ZM95 150V149H94ZM129 150V149H128ZM233 150V149H232ZM256 150H257V145H256V148H254V151L256 152ZM261 150V149H260ZM14 151V150H13ZM71 151V150H70ZM205 151H208V150H206L205 149ZM213 151V150H212ZM220 151V150H219ZM227 151H229L228 149H227ZM235 151V150H234ZM234 151H232V153L234 154L235 152ZM15 152H17V153H15L14 155L15 156H13V160H20V158H17V155H19V154H21L22 152H19V151H15ZM79 152V151H78ZM92 152H95V151H92ZM198 152L199 151H197V153H193L192 155L193 156H197V154H198ZM218 152V151H217ZM221 152V151H220ZM248 152H250V151H248ZM247 152V153H248ZM252 152V151H251ZM262 152H264V151H262ZM261 152V153H262ZM41 153V152H40ZM215 153V152H214ZM219 153V152H218ZM217 153V154H218ZM223 153H222V155H223ZM231 153V154H232ZM78 154V153H77ZM81 154V153H80ZM170 154V153H169ZM201 154V153H200ZM207 154V153H206ZM205 152H204V156L202 155V158L204 157L205 158ZM209 154V153H208ZM207 154V155H208ZM220 154V153H219ZM224 154H226V153H224ZM227 154H228V152H227ZM238 154V153H237ZM50 155V154H49ZM76 155V154H75ZM83 155V154H82ZM87 155V156H86ZM5 156V155H4ZM10 156V155H9ZM12 156V155H11ZM170 157L169 158H167V157H165L164 159H163V164H166V163H168V162H170V160L172 159L171 158V156H172V154H170L169 155ZM215 156V155H214ZM240 156H242V153L240 154ZM39 157V156H38ZM69 157H70V155H69ZM207 157V156H206ZM217 157H219V156H217ZM9 158V157H8ZM8 158H4L5 160L4 161H2L1 159V157H0V163L2 164V165H4V164H7V162H8ZM12 158V157H11ZM151 158V157H150ZM193 158V157H192ZM199 158V157H198ZM197 158V159H198ZM203 158V159H204ZM236 158V157H235ZM235 158L233 157V159H230L231 161H233V160H235ZM10 159V158H9ZM136 159V158H135ZM138 159V158H137ZM146 158H144V160L143 161H137V160H135L137 163L136 164H132V165H130V166H132L131 168H129L127 171H128V173L129 172H131V174L133 173V172H136V171H140V170H145V169H151V171H148L147 172V174H146V171H144L142 174H141V176H139L138 178H135L134 179V181H132V182H128V181H126V180H120V177H117V178H109V181L110 180H115V181H113V183H116L114 186H110L109 187V189H107V190H105L104 189V191H101V192H98V193H94V194H89L88 196H86V197H84V198H82V200H80L81 202H80V204H77V207L75 206V212H77L78 210H80V211H82V215H81V213H79V214H74V215H72V216H75V218H72V217H70V218H72V221H70L71 223L70 224H68V225H66V228H76L77 226H80V227H86V225L87 224H89V223H95V222H97V221H100L101 223H103V222H105V225H108V224H113V222L115 221H117L116 219H121L122 217H124V216H122V215H125V214H127V216H128V218L130 219V222L127 224V225H125V226H122L119 230H118V227H117V230L115 229L114 231H116V232H113V236L111 237V239H107V241L105 240V239H103L102 240V242L101 243H96V240H98L100 237H97L96 239H89V238H87V239H77V244L79 243H82L83 244V248L82 249H77L76 250V244H74L72 247H67L66 249H60V250H58L57 249V251H53V252H49V253H51L50 255H40V248L38 247V246H35L34 245V243H28V240H27V246H23V245H21L20 243H21V241H19L20 240V238L22 237L21 235H22V233H23V230H22V228L24 227V226H26V224L24 225L23 224V226H22V220H19V219H14L13 221H11V222H8V224L7 225H5L4 226V224L3 225H0V240H3L1 243H0V254L2 255L3 254V258H7V259H9V258H15V260H16V258H19L20 257V259H22V257L24 258L23 260H30V257H32L33 259H31V262L32 263H34V264H36V263H41V262H43V260L44 261H48V260H46V257H50L51 259H55L58 255H60L59 253L60 252H63V253H65V256H63V260H65L66 258H67V256L68 255H72L71 256V258L72 257H74L75 256V259H77V262H78V260H80L82 257H85V261L87 260V264H115V263H117V264H178V263H185V264H206V261L207 260H209L210 258H213V257H218V256H220V255H224V256H226L228 259H231L232 261H230V263L231 264H235L237 261L236 260H238V259H240V257H242V251H241V253L239 252L240 251V249H244V246H241L240 247V244H238L240 241H238L237 242V238L234 236V234H233V238L232 239H230V241H225V240H223L224 238L223 237H220V233H222L221 232V229L218 227V225H217V221H215V219H214V216L216 217V215L215 214H218V211L220 212V211H222V210H224V208H226L227 210H228V207L230 206V205H232V206H234V204H236V202L235 201H238V200H234L235 198H245V202H249V201H251L252 202V204H254V205H256V206H259V205H261V204H264V200H262V199H264V165H263V167H259L258 166V164H257V166H255V167H257V168H253V169H251V171L250 172H248L249 174H246L247 176H244V177H239L240 176V174H239V176H236V181L234 180V182H236V184L235 185H237V184H244L241 188H243V189H238L237 188V190H239V191H236V193L235 192H233V196H231V198L230 199H232V200H227L228 202H223L221 199L223 198V197H221L222 195L218 192L219 191V188H218V183L216 182V179H214V177H212V175L210 176H203L202 177V175H201V178H203V181L201 182V187L202 188H204L205 190H203V191H201V192H199L200 194H202V195H205L207 192H211V193H213V195H210V196H212L210 199H211V201L209 200V202L207 203V205H204V206H198V204L196 203V202H189V203H183L182 204V201L180 200H178V199H180L181 197H182V195H184L185 193H188V192H190L191 190H189V189H185L186 188V186H188V185H186V183H185V185H182V182L183 181H175V184L173 183L174 182V178L173 177H175V176H173L172 175V173H170V171H171V168L173 167L174 168V165H170L169 166V168H164V167H162L161 168V172H159L160 173V175L158 176V171L156 172V170H154V169H156V167H158L156 164H154V163H150L149 161L150 160H145ZM194 159V158H193ZM193 159H190V160H188V164H187V162H186V164H184L185 166L186 165H188V166H184V168H186L185 170L184 169H182V170H184V171H182V172H184V173H182L184 176H185V174H186V176H189V173H191L190 172V170L192 169H190V161H193ZM250 159H253V158H249L248 160H250ZM61 160V159H60ZM139 160V159H138ZM200 160V159H199ZM205 160H206V158H205ZM217 160H219V159H217ZM59 161V160H58ZM58 161H56V162H58ZM63 161H64V159H63ZM6 162V163H5ZM55 162V163H56ZM72 162V161H71ZM75 162V161H74ZM181 162H183V161H181ZM181 162H178V167H179V163H181ZM243 162H246V164H251V163H253V162H248L246 159H244V161ZM243 162L241 163V164H243ZM50 163V162H49ZM65 163H66V165H65V167H67L68 166V164L70 163L68 160L67 161H65ZM20 164V163H19ZM33 164V166L36 164H34V163H32ZM32 164H30V166L32 167ZM54 164V163H53ZM182 164V163H181ZM191 164H192V162H191ZM235 164H237V160H235ZM240 164V163H239ZM240 164V165H241ZM254 164V163H253ZM21 165L23 166V163H21ZM27 165V163L26 164H24V166H26ZM60 165H63L62 163L61 164H57V165H55L54 167V171H56L57 172V170L60 168V167H62V166H60ZM199 165V164H198ZM36 166L38 167V164H36ZM164 166V165H163ZM40 167V166H39ZM39 167H38V169H39ZM27 168V167H26ZM28 168H30V167H28ZM33 168L34 167H32L31 169L33 170ZM82 168H88L87 166H83ZM198 168V167H197ZM199 168H202V166L201 167H199ZM38 169H34L33 171H32V173H31V175H30V172H29V170L28 169H23V171H20V173L18 172L17 174L18 175H16L17 177H19V178H14L15 177V175H14V177H13V179L11 178V177H9V175H7L5 178H8V179H6V180H4V187H2L1 185H0V201L1 200H7V198H10V196H11V194L12 193H15V194H13L11 197H13V198H22V196L20 195V192L19 191H21V189H25V190H27L26 188L27 187H25V185H26V182H27V180L29 179L30 181L32 180L31 179V177L30 178H26V177H29V176H22L24 173H26L25 171H28L29 173H26V175H30V176H32V178L33 179H35V178H38L39 176H42V173L41 172H39V171H37ZM41 170L43 169V168H40ZM52 169V168H51ZM159 169H160V167H159ZM45 171H46V169H44ZM167 170V172L166 173H164V174H162V172H164V171H166ZM180 170V169H179ZM56 172H55V174H56ZM178 172H180V171H178ZM201 172V171H200ZM61 173H63V171H61ZM181 173V172H180ZM216 173V172H215ZM251 173V174H250ZM198 174V173H197ZM212 174V173H211ZM11 175V174H10ZM21 175V176H20ZM25 175V174H24ZM135 175V174H134ZM138 175H140V173H137L136 174V176H138ZM157 175V176H156ZM131 176V175H130ZM166 176H167V178H166ZM214 176V175H213ZM3 177V176H2ZM98 177H100V176H97L96 178H98ZM200 177V176H199ZM4 178V179H5ZM43 178V177H42ZM44 178H45V175H44ZM49 178V177H48ZM196 178H198V177H196ZM215 178H216V176H215ZM1 179V178H0ZM184 179V178H183ZM182 179V180H183ZM195 180V179H194ZM229 180H231V179H229ZM1 181V183H2V181H3V178L0 180ZM38 181V180H37ZM45 181H47V180H45ZM87 181V178H82V181L81 182H86ZM163 181V182H162ZM218 181V180H217ZM233 181V180H232ZM128 182V183H127ZM161 182L163 183L162 184V186H161ZM180 182H181V184H180ZM195 182V181H194ZM193 182V183H194ZM219 182V181H218ZM3 183H2V185H3ZM233 183V182H232ZM41 184H44V180L40 183V181H39V183H38V185H41ZM196 184V183H195ZM220 184V183H219ZM33 185H34V183H32V185H31V189L30 190H28L27 192H24L25 194H27V197L29 196V194L30 193H32V194H34L33 192H34V188H33ZM94 185H97V183H95ZM145 185V186H144ZM154 185H160L161 187H154ZM173 186V187H171V188H169V186ZM37 186V185H36ZM180 186V188H178ZM189 187V186H188ZM228 187V186H227ZM237 187H239V186H237ZM64 188V187H63ZM218 188V189H217ZM225 188V187H224ZM223 188V189H224ZM230 188L232 189L233 188V186L231 187L230 186ZM229 188V189H230ZM235 188H236V186H235ZM234 188V189H235ZM11 189V190H10ZM228 188H227V190H229ZM70 190H73L74 191V189H72V188H68V190L67 191H70ZM218 190V191H217ZM225 190V189H224ZM23 191V190H22ZM126 191H128V192H126ZM206 193H205V192ZM233 191V190H232ZM30 192V193H29ZM57 192H59V191H56L55 192V194H58ZM62 192V191H61ZM132 192V193H131ZM192 192V191H191ZM224 192L226 193V191H222V194H224ZM204 193V194H203ZM211 193H209V194H211ZM193 194V193H192ZM197 194V193H196ZM199 194V195H200ZM208 194V195H209ZM173 196V198L175 197L176 198V200L174 201V203L172 204V202H171V207L174 209H168V210H170V212H169V215H171V213L172 212H174V214H176L177 213V215H175L176 216V220H179V219H182V218H186V217H189L192 213H193V218L190 220V222L189 223H184V220L183 221H180V222H176L175 224H174V226L172 227V224L174 223V221H171L172 220V218H173V216L172 217H167L168 219H170L168 222H166L165 221V219L164 218H166V217H162L163 215L162 214H164L163 213V211H162V209L160 208V205L162 204V203H168V204H170V200H171V198H172V196ZM198 195V194H197ZM199 195H198V197H199ZM170 196V197H169ZM25 197V196H24ZM133 197V198H132ZM208 197V196H207ZM170 198V199H169ZM224 199V198H223ZM14 200V199H13ZM54 198L53 199H49V201H53L54 202ZM113 200H114V202H113ZM190 200V199H189ZM196 200V199H195ZM71 201V200H70ZM122 201V202H121ZM123 201L125 202V203H123ZM126 201H128V202H126ZM179 201V202H178ZM100 202H101V205H100ZM119 202H121V203H123V204H121V203H119ZM99 203V205H100V207H95L94 205H96V204H98ZM111 203H114L113 205H115V204H118L119 203V205H116V206H111L112 204ZM37 205V204H36ZM227 205V206H226ZM159 206V207H158ZM37 208L34 210V211H32L31 212V221H29V226H30V230H38L39 228H40V226H41V224H42V220L44 219V217L45 218H47V219H50V222H49V225H54V227H53V229H59V233H60V226H58V223H57V220H58V217H56V218H54V216H53V218H52V216H50V212H48L47 211V209H46V212L44 211V205H41V206H36ZM178 208L179 207V209H175V208ZM188 207H190L189 209H188ZM202 207H204V209L202 208ZM89 208H91L90 210H87V209H89ZM148 208H158L157 209V212H155L154 213V215H152V217H153V220H151V219H148V218H141V219H139L138 218V215L141 213V211H143V210H145V209H148ZM12 209V208H11ZM84 209H86V210H84ZM94 209H96V211H93ZM99 209V211H97ZM164 209V208H163ZM172 210V211H171ZM178 211H179V213H178ZM12 212V211H11ZM38 214H37V213ZM230 212V210H228V213ZM60 213V212H59ZM59 213H58V215H59ZM73 213H74V211H73ZM84 213H87L86 215H84ZM57 215V214H56ZM135 217H137V219H139L138 221H133V218H135ZM69 218V219H70ZM236 219H238V218H236ZM154 220H155V225H154ZM163 220V221H162ZM239 220V219H238ZM10 221V220H9ZM165 221V222H164ZM156 222H159L158 224H156ZM172 222V223H171ZM171 223V225L169 226V224ZM28 224V223H27ZM209 224V225H208ZM60 225V224H59ZM178 226H187L186 227V229H184V230H180V229H176V227H178ZM204 226H205V228H204ZM209 227V228H208ZM26 229V228H25ZM52 229V230H53ZM69 230H71V229H69ZM122 231V233H119V231ZM237 230V229H236ZM235 230V231H236ZM4 231L5 232H8V233H10L11 232V234H10V237H11V239H10V242H8V239L7 240H4V237H1L2 236V234H4ZM234 231V232H235ZM170 232L172 233V234H178L177 235V238H178V236H179V238L177 239V240H174V241H167L165 238H166V235H168V233L170 234ZM37 232H35V233H31V235H33V234H36ZM180 234V235H179ZM239 233H236L235 235L237 236ZM37 235V234H36ZM101 235V234H100ZM195 236V237H193L194 238V240L192 239V240H190V238H192L191 236ZM240 235V234H239ZM5 236V238H7L8 236H7V233H6V235H4ZM107 236H108V234H107ZM107 236H105V237H107ZM180 236H182V237H180ZM185 236H187V238L185 239ZM104 237V238H105ZM238 237V236H237ZM240 237V236H239ZM34 238V237H33ZM223 238V239H222ZM241 238V237H240ZM187 239H189L190 241H194V243H190V242H188L187 241ZM32 240V239H31ZM81 240V241H80ZM103 243V246H98V245H100V244H102ZM190 243V244H189ZM64 245H66L67 244V242H64L63 243ZM63 245V246H64ZM150 246V247H147V246ZM146 246V247H145ZM248 246V245H247ZM249 247V246H248ZM105 249L103 252H100V251H98L99 249ZM229 248V249H228ZM240 248V249H239ZM245 248H246V246H245ZM239 250V251H238ZM249 250V249H248ZM252 249H250V251H251ZM246 251V250H245ZM136 252H138V253H136ZM144 252H145V254H144ZM147 252V253H146ZM149 252V253H148ZM139 254V259H142L141 261H136L135 260V262H129V263H126V262H122V260H121V262L122 263H118V262H115L114 263V261H117V260H115V259H118V258H120V259H122L123 257H126V256H131V255H136V254ZM245 253V252H244ZM246 253H247V251H246ZM245 253V254H246ZM147 254V255H146ZM150 254V255H149ZM0 255V256H1ZM44 256H46V257H44ZM28 258V259H25V258ZM216 257V258H217ZM0 258H2V256L0 257ZM2 258V259H3ZM12 258V259H13ZM127 258V257H126ZM220 258V257H219ZM19 259V260H20ZM120 259H118V260H120ZM14 260V259H13ZM34 260V261H33ZM70 260V258L69 259H66V261L68 262ZM5 261V260H4ZM12 261V260H11ZM17 261V260H16ZM20 262V261H19ZM30 262V261H29ZM30 262V263H31ZM76 262V260H75V262L74 261H71V262H69L68 264H78ZM152 262V263H151ZM17 263V262H16ZM0 264H9L8 262H0ZM11 264V263H10ZM29 264V263H28ZM46 264V263H45Z\"/></svg>",
  "mask_w": 264,
  "mask_h": 264
}]
</instances>
